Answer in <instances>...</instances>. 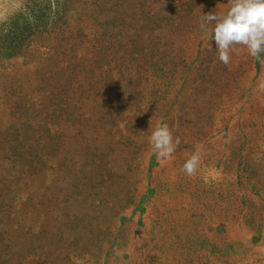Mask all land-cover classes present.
Here are the masks:
<instances>
[{
    "label": "rangeland",
    "instance_id": "rangeland-1",
    "mask_svg": "<svg viewBox=\"0 0 264 264\" xmlns=\"http://www.w3.org/2000/svg\"><path fill=\"white\" fill-rule=\"evenodd\" d=\"M227 3L0 0V264H264V53L199 28Z\"/></svg>",
    "mask_w": 264,
    "mask_h": 264
},
{
    "label": "clouds",
    "instance_id": "clouds-1",
    "mask_svg": "<svg viewBox=\"0 0 264 264\" xmlns=\"http://www.w3.org/2000/svg\"><path fill=\"white\" fill-rule=\"evenodd\" d=\"M202 33L215 41V51L220 62L227 65L237 45L248 54L260 58L264 53V0H228L227 10L203 14L199 23ZM158 159L172 157L179 139L167 123L160 122L151 128L147 137ZM201 162V152L196 150L182 164L181 171L188 176L196 174Z\"/></svg>",
    "mask_w": 264,
    "mask_h": 264
}]
</instances>
